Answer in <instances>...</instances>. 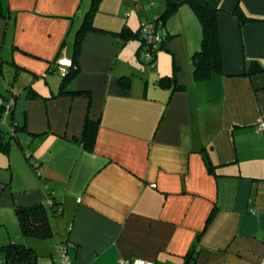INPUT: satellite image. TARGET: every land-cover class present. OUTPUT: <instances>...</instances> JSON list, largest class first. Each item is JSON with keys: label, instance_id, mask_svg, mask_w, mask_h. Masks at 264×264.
Wrapping results in <instances>:
<instances>
[{"label": "crops", "instance_id": "1", "mask_svg": "<svg viewBox=\"0 0 264 264\" xmlns=\"http://www.w3.org/2000/svg\"><path fill=\"white\" fill-rule=\"evenodd\" d=\"M1 3L7 18L0 20V82L7 79L12 90L0 91V102L13 99L5 113L20 128L14 140L26 162H11V141L7 153L0 151L8 157L0 158V247L34 248L16 230L15 209L51 200L61 212L50 219L53 250L60 241L71 244L72 264H187L199 233L189 264L264 262V131L257 129L264 72L246 74L251 62L264 68V0L220 1L222 72L205 81L193 80L191 55L202 31L185 4L160 25L169 40L182 41L178 52L168 40L146 64L137 39L123 44L87 31L79 72L64 89L59 70L72 67L75 35L92 0ZM165 5L100 0L92 23L136 33ZM173 71L182 90L158 85ZM86 118L97 123L93 152L72 141Z\"/></svg>", "mask_w": 264, "mask_h": 264}, {"label": "trees", "instance_id": "2", "mask_svg": "<svg viewBox=\"0 0 264 264\" xmlns=\"http://www.w3.org/2000/svg\"><path fill=\"white\" fill-rule=\"evenodd\" d=\"M100 0H92L91 7L88 13L85 15L84 21L82 25L77 30L74 39L73 45V57H72V67L68 71L67 74L61 79V89H64L65 85L72 81L79 69L77 67V63L79 60V51H80V43L84 34L87 31L111 34L115 35L119 38L123 44H125L129 40L137 39L141 42L140 49L143 47V40L140 38V30L136 33H131L128 29H123L118 33H110L98 29L93 26L92 19L95 11L97 10V6ZM166 5L164 11L156 18L155 23L162 25L165 28V24L169 17L182 5L188 4L192 6L193 12L197 17L202 31V37L200 41L199 49L193 52L191 55V62L193 65V80L197 82L205 81L211 77L214 73H221V56H220V47H219V33L218 26L216 21V14L219 11L218 6L221 0H165ZM240 23L245 21V18L241 16L237 11H235ZM6 13L3 11L2 3L0 0V20L6 19ZM165 30V29H164ZM161 31V30H160ZM165 39L163 40L159 51L166 50V43L169 40L170 36L168 32L165 30ZM156 56V55H155ZM154 56V58H155ZM154 59L146 64H152ZM144 62V61H143ZM145 63V62H144ZM247 75H254L264 72V68L261 67L256 62L250 63V69H248ZM175 71V70H174ZM174 71L170 76H163L158 79V85L171 89L172 92L179 91L183 89V85H178L175 81ZM1 74V70H0ZM120 83L123 87L128 88L130 84V79L128 77L120 78ZM60 93H63L60 91ZM13 99H7L5 102H0V121L2 119L3 114L8 110H12ZM11 114V113H10ZM20 128L17 126L11 127V137L12 139L16 138L17 131ZM97 130V123L86 118V121L83 126L82 135L78 139H73L72 141L80 145L83 150L86 152H93L94 143H95V135ZM10 139H6L4 137V133L0 128V151L8 152ZM203 161L210 173H213V166L207 154L203 155ZM35 175L38 174L37 167L32 166ZM38 176V175H37ZM61 212L56 203L52 201V204H47V201L42 203L27 206V207H19L15 209V216L17 218L18 226L21 232V235L26 239H35L39 241H46L52 239L55 236V230L50 223L51 218H55L60 216ZM209 217L207 219L206 225L209 223ZM201 233L197 235L195 240V244L192 246L189 251L186 260L187 264L194 260V255L197 253V244L199 242V238ZM61 243L69 244L68 242L60 241L56 244L54 249V256L59 261L60 259L57 256V246ZM71 246V247H70ZM73 249V246L69 244L68 248V257L70 259L69 252ZM0 254L2 258H0V264H37L38 256L36 250L24 244H9L6 246L0 247ZM134 260V259H133ZM71 261V259H70ZM61 263V262H60ZM72 264V261H71ZM193 264V262H192Z\"/></svg>", "mask_w": 264, "mask_h": 264}, {"label": "rangeland", "instance_id": "3", "mask_svg": "<svg viewBox=\"0 0 264 264\" xmlns=\"http://www.w3.org/2000/svg\"><path fill=\"white\" fill-rule=\"evenodd\" d=\"M146 2L149 3V1H147V0H146ZM177 40H178V38L170 39L168 44L175 47V50L178 52L181 48L182 41H177ZM139 43L141 44L140 41H139ZM144 54H145V48L142 47V50L140 52V58H141L140 60L142 62H143ZM55 74H56V76H58V72H55ZM9 83L10 82H7V79H5V78L1 79L0 91H1V93H3L4 96H10L9 92H7V90H9V89L12 90V87ZM17 83L18 84L15 85L16 89L19 88V85L22 83V81H20V82L18 81ZM7 115L8 114L5 113L2 116V119L0 121V128L4 133V137L7 140L10 139V141H11L12 150L10 153V160H11V162L17 161V160H19L20 162L21 161L26 162L23 153L21 152V150L19 149V147L15 143V140L10 138L11 137V125L9 123L10 121L8 120ZM24 149H26V146ZM0 158L4 159V160H8V157L3 155V153H0ZM15 218H16V216H15ZM58 219H59V217L55 218L54 220H58ZM51 220H52V218H51ZM16 221H17V218H16ZM16 230L17 231L19 230L18 232H20L18 222H17ZM20 234H21V232H20ZM28 240L29 241L27 243L31 244L34 247V249L36 250V253L38 256L37 264H61L60 261L57 258H55L54 254H53L54 253L53 252L54 251L53 245L55 242V237H53L52 239L46 240V241H39V240H35V239H28Z\"/></svg>", "mask_w": 264, "mask_h": 264}, {"label": "built area", "instance_id": "4", "mask_svg": "<svg viewBox=\"0 0 264 264\" xmlns=\"http://www.w3.org/2000/svg\"><path fill=\"white\" fill-rule=\"evenodd\" d=\"M151 1V0H148ZM155 21V20H154ZM140 38L143 40V46L145 47V54L143 61L149 63L154 59V56L160 49V46L165 39V30L160 31V24L155 22L143 23L140 30ZM61 77L67 74V70H59ZM258 132L262 133L264 131V119L260 121L257 126ZM47 204H52L51 200H47ZM71 247V246H70ZM69 244L61 243L57 246V256L60 259L61 264H71L68 257ZM118 264H153V262H147L144 260H118ZM261 264H264L261 263Z\"/></svg>", "mask_w": 264, "mask_h": 264}]
</instances>
